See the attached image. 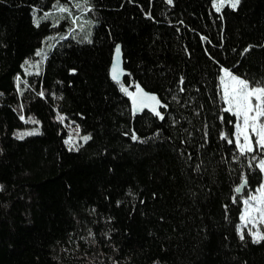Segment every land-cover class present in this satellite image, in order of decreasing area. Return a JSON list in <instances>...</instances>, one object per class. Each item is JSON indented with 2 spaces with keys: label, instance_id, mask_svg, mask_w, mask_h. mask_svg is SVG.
Returning a JSON list of instances; mask_svg holds the SVG:
<instances>
[{
  "label": "trees",
  "instance_id": "1",
  "mask_svg": "<svg viewBox=\"0 0 264 264\" xmlns=\"http://www.w3.org/2000/svg\"><path fill=\"white\" fill-rule=\"evenodd\" d=\"M68 1L0 0V264H264V241L239 230L264 151L241 155L221 138L237 122L223 70L264 81V0L220 12L218 0H86L82 29L53 18ZM139 88L168 105L163 121L134 113ZM59 114L91 139L69 151Z\"/></svg>",
  "mask_w": 264,
  "mask_h": 264
},
{
  "label": "snow or ice",
  "instance_id": "2",
  "mask_svg": "<svg viewBox=\"0 0 264 264\" xmlns=\"http://www.w3.org/2000/svg\"><path fill=\"white\" fill-rule=\"evenodd\" d=\"M167 2L171 4L172 0H167ZM240 3L241 0H218V3L214 4V7L216 12H220L221 8L225 4H227L232 9H236L240 5ZM59 11L63 13V12H69L70 10L66 7H61ZM48 18H49V14H45L44 16L40 17V19H48ZM77 19H79V17L73 19L74 25L76 24ZM39 23L40 20H36L37 26H39ZM84 23L85 21H82L79 25H77V27L82 29ZM115 51L118 57L120 53V47L116 46ZM244 51L247 52L248 49H245ZM223 71L225 73V77H227V82L224 83V86L222 88V95L227 105L224 108V111L230 112L235 117H237V122L234 124V128L236 130H240L242 124L245 134L242 137L244 144H240L241 136L239 135L238 131H234L231 138L227 136H223L221 138L224 139L229 144H233L235 142V144L238 146L237 148L238 152L241 155H244L247 153H253L255 151V148L252 146V144L248 143V141L251 138V135L255 134L256 147L264 151V123H260L258 128L256 126L257 123L261 120V118L264 117V81L261 82L254 81L250 84L248 80L241 79L240 77L235 76L228 69H224ZM72 72L74 73L75 70L73 69ZM120 75L121 73L119 69V60H117V62L114 63L112 67V79L119 81ZM225 77H221V80L224 81ZM183 83L184 80L181 77L180 84ZM122 91L128 92L126 88H122ZM180 91L183 92L184 89L181 88ZM38 95L43 97L44 92L41 91L40 93H38ZM128 95L132 96L133 103L137 104L139 110H142L144 108H150L151 112L159 120L163 121L165 119V115L161 111H159L158 108L167 109L168 105L162 104L160 99L156 95L147 94L143 92H140L139 95L129 92ZM21 107L23 106L21 105ZM19 118L22 121L25 120V117L23 115H20ZM58 119L63 120V117L58 116ZM25 122L27 123L29 121H25ZM30 122L33 124L38 123V121L35 120H31ZM76 131H77V137L79 138V140H82L84 143H87L91 139L90 135L79 136V125L76 126ZM38 134H40L39 130L33 129L31 131H24L17 133L16 136L17 139L22 140L27 136H33ZM132 139L136 141L139 140V137L135 135V133H133ZM65 144L69 145V151H72L76 147V143L74 142V138L72 137L71 133L69 134L68 138L65 140ZM258 167L261 173H264V159H261L259 161ZM245 183H247V181H245ZM242 187L243 185H241V187H237L235 191L239 193ZM0 188H2V186H0ZM256 191L261 192L262 195H264V185H261V188L256 189ZM252 201H257V204L259 203L258 198L255 196H251L249 199L244 200L243 203L245 205H249ZM254 211L262 212V215L254 217L251 220H249V223L252 224V228L255 230L254 231L249 230L248 234L252 237V242L254 244H258L261 241H264V233H261L259 231V227L257 223V221L264 222V210L256 206L254 207ZM240 239L242 240L245 239L243 230H241L240 232Z\"/></svg>",
  "mask_w": 264,
  "mask_h": 264
},
{
  "label": "rangeland",
  "instance_id": "3",
  "mask_svg": "<svg viewBox=\"0 0 264 264\" xmlns=\"http://www.w3.org/2000/svg\"><path fill=\"white\" fill-rule=\"evenodd\" d=\"M217 3H218V1L215 4H217ZM85 4H86L85 0H69L65 5H59L57 7V10H55V12H54V17L53 18H55L56 14H67L68 19H70L71 21H73V19H76L77 17H79V19L76 20V27L82 21H85V23L83 24V28H86L88 21L86 19H83L85 17L84 14L87 13V11H85V10L83 11V7H84ZM61 7H66L70 11L62 13V12L59 11V9ZM96 23H97V21L94 18L90 17V23L88 24V28H87V32H89V34H93L94 26L96 25ZM65 27H66L65 25L62 26V28L59 29V31L56 34L46 38L45 42L43 43L42 48H40L38 50L36 55L32 58V61L27 63V65L25 67V72L28 75L29 74H36V73L40 72V70L42 68V63L45 61L46 55L49 52V49H50V46H51L49 44L50 40L51 39L53 40L56 36H61L64 33V31L62 29H64ZM73 28H75V25H74ZM222 77H225V73L224 72L222 74ZM226 82H227V77H225L224 81H222V86H224V83H226ZM59 117H63L62 121L65 124V126L67 127L68 136L71 133L72 137L74 138V142L76 143V147L74 149H78L82 144H84V142L82 140H79V138L77 137V131H76V126L77 125H74L73 123L67 122L65 120V117L62 114H59ZM260 123H264V117H262L261 120L257 123V125H256L257 128L259 127ZM33 129H38L40 131V126L37 127V128H26L24 130L18 131L17 133L24 132V131H31ZM236 131H238L239 135L241 136L240 144H244V141L242 139L243 135L245 134L244 129H243V125L241 124V129L240 130H236ZM249 132H250V129H249ZM79 136H83L80 133V128H79ZM255 141H256V136H255V134H252L250 140L248 141V143L252 144V146L254 147ZM261 185H264V173H263V181H262ZM261 185L258 188H261ZM251 196L257 197L258 200H259V203L257 204V201H252L249 205H245L244 204V209H243V213H242L243 219L241 217V222H240V225H239V230L240 231L241 230H243V231H245V230H247V231L253 230L254 231L255 229L252 228V224L249 223V220H251L254 217L262 215V212L254 211V207L258 206L259 208L264 210V195H262L261 192H258V191L255 190L254 192H252L250 194V196L247 199H249ZM257 223H258L259 231L261 233H264V222L257 221Z\"/></svg>",
  "mask_w": 264,
  "mask_h": 264
},
{
  "label": "water",
  "instance_id": "4",
  "mask_svg": "<svg viewBox=\"0 0 264 264\" xmlns=\"http://www.w3.org/2000/svg\"><path fill=\"white\" fill-rule=\"evenodd\" d=\"M117 60H119V69H120L121 75H120L119 81H116V80H113V79L112 80L114 82H116V83H120L129 75L128 72L124 69L121 48H120V53H119L118 57H117V54H116V51H115L114 58H113V63H112L111 69H110L111 78H112V67H113L114 63L117 62ZM140 92L156 95V94H153V93H150V92L146 91L144 88L137 89L134 92V94L139 95ZM131 102H132V107H133V111H134L135 114H141V113H143L145 111H151L150 108H144L142 110H139L137 104L133 103V98H132ZM158 110H159V108H158ZM242 185H243V187H242L241 191L238 194H242V191H244L245 187L247 186V183H245V181H244Z\"/></svg>",
  "mask_w": 264,
  "mask_h": 264
}]
</instances>
